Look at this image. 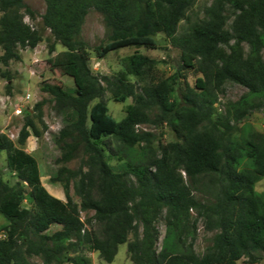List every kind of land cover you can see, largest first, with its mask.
Returning a JSON list of instances; mask_svg holds the SVG:
<instances>
[{"label":"trees","instance_id":"obj_1","mask_svg":"<svg viewBox=\"0 0 264 264\" xmlns=\"http://www.w3.org/2000/svg\"><path fill=\"white\" fill-rule=\"evenodd\" d=\"M44 1L46 12L34 27L25 18L36 21L38 16L25 0H0V63L20 61V49H35L50 31L49 53L58 44L65 50L48 61L75 85L42 86L66 116V125L55 137L61 152L57 162L84 157L77 170H58L55 181L63 184L64 201L46 189L37 159L23 148L32 134L41 136L36 120L47 127L45 100L35 105V118H26L18 145L0 132V152L6 153L18 179L14 185L0 179V215L6 222L0 264H32L33 257L42 264H90L89 258L76 254L80 250L99 252L112 263L126 243L134 264H238L244 256L264 253V193L256 190L264 179V134L251 131L241 139L230 119L213 120L218 91L227 81L248 91L231 104L233 119L264 108V0H215L205 19L183 33L180 23L197 0ZM93 8L103 15L109 38L95 48L98 58L129 47L156 50L155 36L164 34L181 51L177 72L138 91L129 76L144 78L158 61L136 53L118 76L94 74L90 47L82 37ZM228 8L234 19L226 29ZM190 69L202 76L194 88L187 84L180 97L175 86ZM0 76L10 93L12 74L0 68ZM107 92L116 103L133 100L121 121L109 113ZM148 124H166L176 140L155 148L156 136L139 130ZM112 141L120 147L117 153L128 159V172H115L109 163L107 154L117 155ZM72 180L77 182L80 206L70 194ZM203 184L212 200L195 196L194 190ZM82 211L94 212L100 236L86 228ZM191 212L197 216L194 226L203 219L214 233L203 255L196 254L192 244L184 251L179 246L193 233ZM163 214L167 234L159 251L156 223ZM54 225L60 229L49 233Z\"/></svg>","mask_w":264,"mask_h":264},{"label":"rangeland","instance_id":"obj_2","mask_svg":"<svg viewBox=\"0 0 264 264\" xmlns=\"http://www.w3.org/2000/svg\"><path fill=\"white\" fill-rule=\"evenodd\" d=\"M215 0H197L194 6L188 11L187 19L182 21L179 26V32L189 31L195 24L200 23L205 19V11L210 8ZM25 3L36 12L38 18L36 21L26 17L25 21L34 27H38L41 22V16L46 12V3L44 0H25ZM1 16V14H0ZM227 23L226 29L232 25L234 14L231 9L226 11ZM50 36V31L44 32V40L35 49H20L21 60L11 61L8 66L0 63V68L3 71H9L12 74L10 93L7 92V80L0 76V132L7 134L18 145L19 133L25 123L26 118H35L34 107L38 102L45 100L43 107L44 123L47 126L44 128L43 123L36 120V124L41 131V136L37 137L32 134L23 148L29 154L33 155L39 164L41 172V180L46 189L55 197L66 201L65 191L61 182L55 181L58 170L67 168L77 170L83 160V154H80L76 159L68 163H58L57 159L61 156L60 149L55 142V137L60 130L66 125V116L60 113L55 108V103L50 94L42 91L44 84L59 85L63 84L67 89L75 87L71 77L64 75L59 68H53L49 63L50 58L65 50L60 44L56 46V51L52 54L48 51L47 38ZM82 37L88 43L91 52L90 67L94 74L116 77L126 70L127 61L136 53L143 54L158 61L152 71L144 78H138L130 75L129 79L136 83L138 91L146 85L157 83L162 79H167L173 76L181 65V51L174 47L164 34H157L155 39L158 43L156 50L146 49L145 47H129L116 52L110 53L106 58L100 59L97 57L95 48L108 43L109 38L105 27L103 15L96 9H91L86 16L83 28ZM248 47L244 45L245 53L248 52ZM0 48V56L2 55ZM183 78L178 79L176 84V94L180 97L185 91L188 84L190 87H195L196 81L202 76L195 69L183 71ZM247 89L234 82L227 81L218 91L217 101L214 104L213 120L228 118L231 120V125L236 127L241 139L247 137L252 131L258 134H264V108L251 112L248 116L241 120L233 119L230 112L231 104L238 102L247 94ZM109 113L117 120L121 121L125 116L130 106L133 105V100L130 98L124 103H116L113 100L111 92L106 93L105 97ZM156 111L152 113V118L156 115ZM139 130L148 131L156 136L153 146L157 148L158 144L167 145L176 140L175 134L166 124L158 126L148 124L139 126ZM112 146L115 152H119V145L116 141H112ZM141 152L143 145L136 148ZM107 159L115 172H128L130 166L128 159L122 153L117 155L107 154ZM129 177L133 178L132 175ZM0 179L8 182L10 185L17 183L18 179L15 173L8 167L7 155L4 151L0 152ZM76 181L72 180L70 185V194L73 200L80 206L81 198L76 192ZM203 184L194 190L197 199L201 201L210 200L209 191L206 190ZM256 190L264 193V179L257 183ZM212 200V199H211ZM29 206V205H28ZM93 211L81 212L82 220L86 221V228L96 235L101 234V226L94 221ZM193 222L190 225L191 236L182 239L179 245L181 251L185 247L192 244L193 250L198 255H203L206 249L212 245L214 233L208 231L205 227L203 219H198L195 226L194 220L196 213L191 212ZM6 224L5 219L0 215V238L5 237L3 228ZM160 234L158 241V250L160 251L164 238L167 234V226L165 214L159 218L156 223ZM60 229V226L54 225L49 233ZM193 235V236H192ZM100 236V235H99ZM132 234L129 235V242L133 241ZM90 259V264H134L131 260V255L128 252V243L120 245L118 253L112 263L106 262L99 252H91L88 250H80L76 253ZM32 264H42V260L38 257L30 259ZM238 264H264V253L254 252L253 257L244 256Z\"/></svg>","mask_w":264,"mask_h":264}]
</instances>
